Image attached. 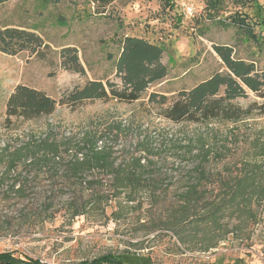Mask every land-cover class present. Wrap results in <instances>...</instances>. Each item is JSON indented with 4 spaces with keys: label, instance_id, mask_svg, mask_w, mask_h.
Wrapping results in <instances>:
<instances>
[{
    "label": "rangeland",
    "instance_id": "374dc122",
    "mask_svg": "<svg viewBox=\"0 0 264 264\" xmlns=\"http://www.w3.org/2000/svg\"><path fill=\"white\" fill-rule=\"evenodd\" d=\"M172 3L170 8L163 0H116L102 13H96L90 0L56 4L50 0H9L0 4V26L34 29L46 46L36 54L0 53V149L49 132L63 138L88 128L105 131L121 123L124 130L119 137L109 135L105 142L114 152V167L127 160L137 142L147 141L156 167L144 173L162 179L157 199L149 197L152 188L143 187L137 195L139 204H126L120 198L121 206L113 201L108 207L72 218L65 202L68 195L80 193L84 186L78 181L62 182L56 176L60 171L55 175L52 170L57 168L54 165L39 169L20 164L11 177L0 180V254L11 253L24 262L37 260L39 264H76L106 254L122 264H264V201L252 209L255 219L242 223L224 220L214 234L208 232V226L180 227L179 231L186 232V243L181 244L175 233L182 212L178 208L181 194L197 180L189 170L200 161L203 144L210 150L206 167L210 178L201 181L197 191L208 201L222 194L219 176L226 180L238 175L241 162L250 155L264 163V157L258 156L264 146V98L249 92L233 101L246 112L234 125L176 124L162 115L178 92L225 71L214 45L229 46L234 58L264 70V31L232 23L236 15L254 22L259 9L264 15V0H222L214 11L206 9V0ZM124 36L162 46L166 77L131 104L110 99L60 105L64 95L87 81L118 83L107 56H117L118 41ZM64 47L76 49L84 75L60 68L58 53ZM18 85L42 91L55 100L54 112L30 121L7 119L5 103ZM159 96L166 97L165 104H160ZM185 146H190L192 155L182 153ZM3 170L0 166V178ZM85 177L102 181L104 189L110 178L100 171ZM17 189L20 197L15 196ZM191 212L201 216L206 210L200 205ZM210 244L215 245L207 248Z\"/></svg>",
    "mask_w": 264,
    "mask_h": 264
},
{
    "label": "trees",
    "instance_id": "16d2710c",
    "mask_svg": "<svg viewBox=\"0 0 264 264\" xmlns=\"http://www.w3.org/2000/svg\"><path fill=\"white\" fill-rule=\"evenodd\" d=\"M9 0H0V4ZM59 3L61 0H50ZM96 13L102 11L116 0H90ZM163 3L172 7V0H163ZM222 0H206V9L214 11L219 8ZM259 17L251 22L246 16L232 17V23L239 28L258 26L264 31V15L259 9ZM245 30V29H243ZM259 31V33H260ZM116 57L107 56L112 61L115 79L118 81L100 80L87 81L82 87H76L59 101L60 105H75L94 100H116L131 104L140 99L149 86L163 80L167 75V68L162 63L164 48L144 38L124 36L118 41ZM42 37L34 29L0 26V53L16 56L21 53L36 54L45 48ZM213 51L225 68L224 72H217L208 79L198 83L189 90L176 94L172 103L165 108L162 115L173 123L188 122L198 125H207L210 122H229L237 124L243 120L246 112L233 105V101L247 97L251 92L259 98H264V70H258L253 62L234 58L233 49L229 46L214 45ZM60 68L64 71L84 75V69L79 62L77 51L73 47H64L58 53ZM151 97L154 98V95ZM160 104H165L166 97L159 96ZM57 103L42 91L18 85L8 96L5 103L7 119L20 118L25 121L46 117L54 112ZM121 123L108 126L105 131L99 128H88L63 138L53 136L51 132L44 137H29L14 145H5L0 149V166H3L5 180L14 174L20 164L37 166L39 169L53 168L55 175L64 183H78L83 187L80 193L68 195L65 202L66 210L72 218L85 215L92 209H103L120 198L126 204L140 203L137 200L139 191L152 188L149 197H156V190L162 185V179L153 173L144 171L153 170L156 164L151 145L147 141L137 142L134 152L126 161L114 167L115 158L112 147L107 146L109 135L115 138L123 132ZM190 146L183 147L185 156L192 155ZM205 144L201 147L200 161L189 170L195 174L196 182L187 186L181 194L178 208L182 210L177 218L175 233L181 244L186 243V232L178 230L186 226H208L211 234L218 232L223 226L222 221L232 220L242 223L243 220L255 219L252 212L256 206L264 201V163L256 157L241 162L239 174L224 179L217 178L222 191L216 200L208 201L202 192L197 191L201 181L210 178L207 174L208 157L210 150ZM259 157H264V146L259 148ZM139 153L140 156H136ZM144 161L143 163H141ZM263 162V161H262ZM64 165L65 168H59ZM93 171L104 172L107 180L106 189L102 181L86 180L85 175ZM63 174V175H62ZM69 185V184H67ZM188 185V184H187ZM15 186V181L11 184ZM127 192H126V191ZM16 197H20V190H16ZM207 200V201H206ZM206 201V202H205ZM202 203H204L202 205ZM203 207L206 213L197 216L191 211L193 208ZM226 227V226H225ZM228 232L226 231V234ZM206 235V232L204 233ZM210 244L207 248H213ZM39 264L37 260L24 262L11 253L0 254V264ZM76 264H122L111 254L95 258L91 261L83 260Z\"/></svg>",
    "mask_w": 264,
    "mask_h": 264
}]
</instances>
